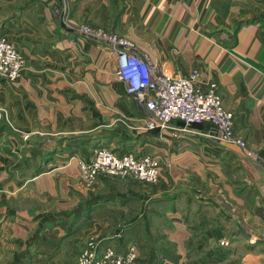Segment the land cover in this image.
<instances>
[{
    "label": "crops",
    "instance_id": "obj_1",
    "mask_svg": "<svg viewBox=\"0 0 264 264\" xmlns=\"http://www.w3.org/2000/svg\"><path fill=\"white\" fill-rule=\"evenodd\" d=\"M0 37L23 59L15 84L0 80V110L16 145L48 163L0 186V264H75L87 238L116 235L136 264H264V0H0ZM118 51L215 85L256 160L207 125L139 129ZM93 148L156 156L157 186L99 179L84 191L75 162Z\"/></svg>",
    "mask_w": 264,
    "mask_h": 264
},
{
    "label": "built area",
    "instance_id": "obj_2",
    "mask_svg": "<svg viewBox=\"0 0 264 264\" xmlns=\"http://www.w3.org/2000/svg\"><path fill=\"white\" fill-rule=\"evenodd\" d=\"M116 58L117 78L124 83L126 95L143 110L139 129L161 132L172 122L180 123L181 131H187L192 125H207L216 131L222 142L236 146L245 158L256 160L255 155L245 149L243 141L234 135L233 114L222 106L215 85L199 89L195 71L168 76L129 51H118ZM22 69L21 54L0 37V80L15 84ZM260 164L264 171V158ZM76 168V177L83 190H91L94 182L107 177L131 178L143 184H156L160 177L156 156L132 152L117 154L107 148H95L89 156L80 157ZM114 239L110 243L89 239L75 264H136L135 247L123 245L118 235Z\"/></svg>",
    "mask_w": 264,
    "mask_h": 264
},
{
    "label": "rangeland",
    "instance_id": "obj_3",
    "mask_svg": "<svg viewBox=\"0 0 264 264\" xmlns=\"http://www.w3.org/2000/svg\"><path fill=\"white\" fill-rule=\"evenodd\" d=\"M114 121L119 125L120 124L122 126L124 125L123 127H125L126 131H128L129 129L136 128L135 126H132V124L126 125L127 124L126 121L121 120L119 116H115ZM126 128H128V130ZM21 134L22 132L19 129V126L17 127L16 123L14 121H11L8 106L3 105L2 109L0 110V186L17 187L22 182L23 183L25 182V178L27 177L30 178L33 172L35 173L38 172V170H40L43 167H46V165L48 164L47 162H42L40 159H38L34 155L28 153L25 145H18V146L16 145L18 144V141H16V135L19 136ZM94 149L95 148H93L92 150ZM92 150L87 153L88 156L90 155V153H92ZM78 160H80V157L78 158ZM76 170L77 168H76V162H75V174H76ZM103 179H108V180L111 179L115 182H119L118 188H120L121 181L122 182L127 181L126 179H128V181L130 182L133 181L131 178L121 179L117 177H107ZM157 183L156 184H143L142 183V184L146 185V187H154V186H157ZM96 185H97V181L96 183L94 182V186L92 189L96 188L97 187ZM98 189H100V187H98ZM84 191H90V190H84ZM117 223L118 225L112 226L113 230L110 229L111 231L116 232V230L122 229V226L119 220ZM107 231L109 232V230ZM89 239L91 238H87L83 242L80 249H78L79 251H77V253L75 254V258H74L75 263H76L78 254L81 251V248L83 247L84 243L88 241Z\"/></svg>",
    "mask_w": 264,
    "mask_h": 264
}]
</instances>
